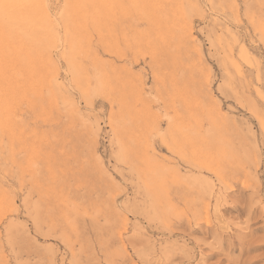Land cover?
Returning a JSON list of instances; mask_svg holds the SVG:
<instances>
[{"label": "rangeland", "instance_id": "1", "mask_svg": "<svg viewBox=\"0 0 264 264\" xmlns=\"http://www.w3.org/2000/svg\"><path fill=\"white\" fill-rule=\"evenodd\" d=\"M41 4L0 0V264H264V0Z\"/></svg>", "mask_w": 264, "mask_h": 264}, {"label": "bare ground", "instance_id": "2", "mask_svg": "<svg viewBox=\"0 0 264 264\" xmlns=\"http://www.w3.org/2000/svg\"><path fill=\"white\" fill-rule=\"evenodd\" d=\"M21 1H28V0H21ZM32 3H34V4H36V5H39V8H41V16H43V18L44 19H47L48 18V15L46 14V12H45V9H43L42 7H40L42 4V0H30ZM45 1V0H44ZM138 1H140V0H138ZM135 2V1H134ZM133 3V2H132ZM145 4V3H144ZM150 5V4H149ZM198 5V4H197ZM44 6V5H43ZM134 7V6H133ZM136 7V6H135ZM142 7V6H141ZM143 7H146L145 5H143ZM141 8V10L143 9L144 10V8ZM154 7H155V5H154ZM47 8V7H46ZM139 8V7H138ZM156 8H158V7H156ZM38 9V8H37ZM160 9V8H159ZM158 9V10H159ZM181 9V8H180ZM179 9V10H180ZM9 10V9H8ZM154 10V9H153ZM36 11V10H35ZM39 11V10H38ZM47 11V10H46ZM140 11V10H139ZM149 11V10H148ZM152 11V10H151ZM155 11V10H154ZM172 11V10H171ZM179 13V12H178ZM50 14V13H49ZM155 15H157L158 17H160L158 14H155ZM185 15V14H184ZM16 16V15H15ZM32 16H33V14H32ZM38 16V15H37ZM51 15H49V17H50ZM154 17V16H153ZM168 17V16H167ZM32 18V17H31ZM42 18V19H43ZM155 18V17H154ZM177 18V17H176ZM3 19V18H2ZM160 19V18H159ZM6 20V19H5ZM40 20V19H39ZM148 20V19H147ZM164 20V19H163ZM51 21V20H50ZM167 21V20H166ZM13 22V21H12ZM16 22V21H15ZM173 22V21H172ZM47 23V22H46ZM7 24V23H6ZM9 25V24H8ZM37 25V24H36ZM16 26V25H15ZM187 29H189V28H187ZM31 30V29H30ZM190 34V33H189ZM190 38V37H189ZM187 40V39H186ZM88 42V41H87ZM178 42V41H177ZM90 43V42H89ZM100 45H102V43L100 42L99 43V46ZM190 45V44H189ZM95 46L97 47V45L95 44ZM177 46V45H176ZM89 50V49H88ZM241 50H243V49H241ZM45 52V51H44ZM43 52V53H44ZM86 52V51H85ZM95 52V51H94ZM93 52V53H94ZM182 52V51H181ZM187 52V51H186ZM84 54V53H83ZM175 54V53H174ZM197 54V53H196ZM199 54V53H198ZM72 55H74V54H72ZM89 55V54H88ZM46 56V55H45ZM69 56V55H68ZM75 56V55H74ZM47 57V56H46ZM45 57V58H46ZM93 57V56H92ZM69 58V57H68ZM48 59V58H47ZM46 59V60H47ZM50 59H51V57H50ZM49 59V60H50ZM45 60V61H46ZM69 60V59H68ZM48 61V60H47ZM99 61V60H98ZM48 62H50V61H48ZM51 62H52V60H51ZM50 62V63H51ZM71 62V61H70ZM53 64V63H52ZM75 64V63H74ZM100 64V63H99ZM129 73V72H128ZM1 75V74H0ZM140 77V76H139ZM47 78V77H46ZM134 78V77H133ZM43 79V78H42ZM119 79V78H118ZM135 79H136V77H135ZM245 79V78H244ZM49 80V79H48ZM120 80V79H119ZM139 80H141V79H139ZM42 82V81H41ZM119 82V81H118ZM122 82V81H121ZM136 82H137V80H136ZM53 83V82H52ZM134 83H135V80H134ZM121 84V83H120ZM136 85H135V87H136V89H138V88H140V86H138L137 85V83H135ZM54 85V84H53ZM116 85V84H115ZM139 85H140V83H139ZM87 86V85H86ZM13 87V86H12ZM62 87V86H61ZM110 87V86H109ZM47 88H49V87H47ZM51 88V87H50ZM57 88V87H56ZM129 89V88H128ZM141 89H143L142 88V86H141ZM55 90V89H54ZM92 90V89H91ZM140 90V89H139ZM80 92V91H79ZM126 92V91H125ZM143 92V91H142ZM40 93V92H39ZM42 93V92H41ZM90 93V92H89ZM56 94V93H55ZM84 95V94H83ZM125 95V94H124ZM121 96V95H120ZM123 96V95H122ZM138 96H140L139 94H138ZM90 97V96H89ZM122 98V97H121ZM120 98V99H121ZM127 98V97H126ZM137 99L140 101V103H141V108H143L144 110H147V107H146V104H145V102L141 99V98H139V97H137ZM53 100H55V99H53ZM63 100V99H62ZM8 101V100H7ZM65 101V100H64ZM63 102V101H62ZM130 103V102H129ZM132 104V103H131ZM128 105V104H127ZM208 105V104H207ZM213 106V105H212ZM127 108V107H126ZM6 109V108H5ZM124 109V108H123ZM133 109H134V107H133ZM211 110V109H210ZM123 111V110H122ZM121 112V111H120ZM134 112V111H133ZM141 112L142 113H144L143 111H138V115H140L141 114ZM129 114V113H128ZM133 114V113H132ZM135 114H136V112H135ZM178 114V113H177ZM78 115V114H77ZM193 115V114H192ZM191 115V116H192ZM211 115V114H210ZM121 116V115H120ZM130 117V116H129ZM135 117V116H134ZM119 118V117H118ZM195 118H198V117H196L195 116ZM221 118V117H220ZM78 119V118H77ZM116 119V118H115ZM148 119V118H147ZM209 119V118H208ZM260 119V118H259ZM11 120V119H10ZM153 121H152V124H157V123H155V121L156 120H154V119H152ZM194 120V119H193ZM5 121V120H4ZM7 122V121H6ZM183 123V122H182ZM188 123V122H187ZM129 124V123H128ZM3 125V124H2ZM133 125V124H132ZM185 125V124H184ZM112 126V125H111ZM97 130V129H96ZM119 130V129H118ZM120 131V130H119ZM126 131V130H125ZM116 134V133H115ZM122 134V133H121ZM185 134V133H184ZM74 135V134H73ZM76 137V136H75ZM130 137V136H129ZM188 137V136H187ZM119 138H121V137H119ZM185 138H186V136H185ZM81 141V140H80ZM91 141H92V139H91ZM133 141V140H132ZM180 141V140H179ZM130 143V142H129ZM124 144V143H123ZM142 144V143H141ZM132 148V147H131ZM12 153V152H11ZM155 156V155H154ZM154 156H153V158H154ZM21 170V169H20ZM73 172V171H72ZM80 172V171H79ZM77 174V173H76ZM23 175V174H22ZM19 176V175H18ZM70 177V176H69ZM22 178V177H21ZM74 181V180H73ZM20 182V181H19ZM66 182H67V180H66ZM220 182V181H219ZM70 183V182H69ZM149 184H150V182H149ZM151 185V184H150ZM223 185V184H222ZM1 186V185H0ZM210 186H212V185H210ZM212 188V187H211ZM3 190V189H2ZM26 190V189H25ZM32 190H34V189H32ZM36 191V190H35ZM38 191V190H37ZM6 192V191H5ZM30 192V191H29ZM33 191H31V193H32ZM39 193V192H38ZM75 193V192H74ZM6 194V193H5ZM5 194L3 195L4 197H7V196H5ZM7 194H8V192H7ZM29 194V193H28ZM37 194V193H36ZM32 195V194H31ZM39 195H40V193H39ZM30 196V195H29ZM38 196V195H37ZM41 196V195H40ZM42 197V196H41ZM41 197H38V198H41ZM149 197H151V196H149ZM10 199V198H9ZM43 199V198H42ZM93 200V199H92ZM41 201V200H40ZM5 202H7V201H5ZM4 203V202H3ZM216 203V202H215ZM5 204V203H4ZM216 206H217V204H215ZM9 206V205H8ZM64 206H65V204H64ZM43 207H44V205H43ZM213 207H215V206H213ZM39 208V207H38ZM47 208V203H45V209ZM216 208V207H215ZM44 209V208H43ZM45 209L43 210V211H45ZM217 210V209H216ZM37 211V210H36ZM39 211V210H38ZM37 211V212H38ZM36 214H39V213H36ZM67 216V215H66ZM68 217V216H67ZM69 218V217H68ZM33 219V218H32ZM68 220V219H67ZM65 221V220H64ZM34 222H36V221H34ZM45 224H46V226H47V224H49V223H46L45 222ZM51 224V223H50ZM37 231H39L38 229H37Z\"/></svg>", "mask_w": 264, "mask_h": 264}]
</instances>
